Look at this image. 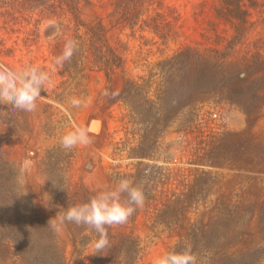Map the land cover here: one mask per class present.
I'll list each match as a JSON object with an SVG mask.
<instances>
[{"label": "rangeland", "instance_id": "obj_1", "mask_svg": "<svg viewBox=\"0 0 264 264\" xmlns=\"http://www.w3.org/2000/svg\"><path fill=\"white\" fill-rule=\"evenodd\" d=\"M66 39L79 49L57 69ZM0 64L36 65L52 81L34 112L0 104V211L59 223L120 179L146 197L101 252L97 233L66 222L29 252L6 251L12 236L0 234V257L153 264L190 244L197 264H264V0H0ZM74 126L94 142L64 150Z\"/></svg>", "mask_w": 264, "mask_h": 264}, {"label": "clouds", "instance_id": "obj_2", "mask_svg": "<svg viewBox=\"0 0 264 264\" xmlns=\"http://www.w3.org/2000/svg\"><path fill=\"white\" fill-rule=\"evenodd\" d=\"M51 29L49 40L61 35V27L57 20L49 19L44 23V30ZM79 49V41L66 39L60 55L54 57L53 63L57 69H62L65 62L71 61ZM51 75L39 66L30 65L20 70H14L0 64V104L10 105L14 109L25 112H34L37 109V100L40 93L51 87ZM118 93H113L116 95ZM107 95V92H105ZM69 103L74 108L86 107L87 102L80 97H71ZM94 142L86 126H74L60 138V146L64 150L76 147H87ZM32 153L22 161L20 166L23 175L34 164ZM24 181L21 180V183ZM145 193L142 187L135 186L129 179H120L114 186L99 190L88 202L68 207L59 217V223L50 218L48 225L55 232L61 226L73 223L77 226H86L88 230L98 234L93 247L101 252L109 247L108 228L126 224L138 208L145 203ZM197 254L192 251L191 245H186L182 251L165 252L153 260V264H197Z\"/></svg>", "mask_w": 264, "mask_h": 264}, {"label": "trees", "instance_id": "obj_3", "mask_svg": "<svg viewBox=\"0 0 264 264\" xmlns=\"http://www.w3.org/2000/svg\"><path fill=\"white\" fill-rule=\"evenodd\" d=\"M28 214L24 215L21 211L16 212L14 210L0 211V234L12 236L9 239L10 242L4 244L6 251L15 248L29 252L33 250V247L37 249L44 248L42 247V237L39 231H48L47 223L34 209ZM31 230H36L34 232L37 233V238L31 233ZM8 244H11V246ZM35 251L36 253L33 254H17L16 251L8 252L9 254L0 257V264L6 262H9V264H64L63 254H50L43 250L38 253L37 250Z\"/></svg>", "mask_w": 264, "mask_h": 264}, {"label": "built area", "instance_id": "obj_4", "mask_svg": "<svg viewBox=\"0 0 264 264\" xmlns=\"http://www.w3.org/2000/svg\"><path fill=\"white\" fill-rule=\"evenodd\" d=\"M209 118L212 123H216L220 119L217 112H211Z\"/></svg>", "mask_w": 264, "mask_h": 264}, {"label": "bare ground", "instance_id": "obj_5", "mask_svg": "<svg viewBox=\"0 0 264 264\" xmlns=\"http://www.w3.org/2000/svg\"><path fill=\"white\" fill-rule=\"evenodd\" d=\"M90 130H92V129H90ZM89 168H90V166H89Z\"/></svg>", "mask_w": 264, "mask_h": 264}]
</instances>
